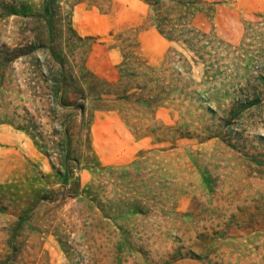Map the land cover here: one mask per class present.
I'll list each match as a JSON object with an SVG mask.
<instances>
[{
  "label": "rangeland",
  "instance_id": "374dc122",
  "mask_svg": "<svg viewBox=\"0 0 264 264\" xmlns=\"http://www.w3.org/2000/svg\"><path fill=\"white\" fill-rule=\"evenodd\" d=\"M57 1L54 26L95 37L77 61L116 80L135 47L170 98L146 117L89 103L80 138L81 111L53 114L43 79L44 0H0V264H264V101L246 102L264 66V0H202L191 49L142 0Z\"/></svg>",
  "mask_w": 264,
  "mask_h": 264
},
{
  "label": "trees",
  "instance_id": "16d2710c",
  "mask_svg": "<svg viewBox=\"0 0 264 264\" xmlns=\"http://www.w3.org/2000/svg\"><path fill=\"white\" fill-rule=\"evenodd\" d=\"M142 1L149 6L148 20L151 21L152 26L167 39L182 43L189 49L193 47L195 36L198 34V29L193 23L198 12L202 11L198 8V4L202 0ZM60 7L57 0H44V18L48 22L50 35L48 45L41 43L40 46L49 49L53 64H48L49 71L43 74V79L50 82L49 94L55 106L53 114L58 113L56 110L58 108L65 111H81L83 121L80 138L84 130L89 137V121L91 119L89 108L91 107V109L101 110L119 109L130 117L134 116V112H140L146 117L169 100V86L160 76H157L156 68L137 51L134 45H132L134 49L123 52V60L118 67L120 75L116 80L99 76L88 69L82 57L80 61H77L74 53L75 46L82 48L85 41L88 42L95 37L78 34L71 19L68 21V26L75 39L70 34H64L62 28L54 26L53 17L59 14ZM94 42L92 41L88 49L82 53H88ZM4 67L0 70L4 71ZM3 71L0 77H2ZM252 89L253 91L246 95L247 104H251V106L261 104L264 101V66L261 67L255 87ZM89 103L91 107L88 106ZM63 115L62 133L71 136L73 127V121L70 119L71 114ZM23 128L30 129L28 126ZM79 148H83L81 143ZM71 160L74 164L67 167L71 168L73 172L80 168L81 162L78 158ZM254 160L256 164L264 167V160ZM58 171L62 172L60 169Z\"/></svg>",
  "mask_w": 264,
  "mask_h": 264
}]
</instances>
